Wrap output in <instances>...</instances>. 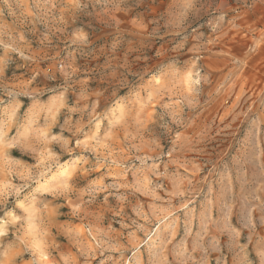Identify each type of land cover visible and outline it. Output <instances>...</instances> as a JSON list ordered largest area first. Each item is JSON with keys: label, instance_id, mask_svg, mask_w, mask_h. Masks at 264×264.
I'll return each instance as SVG.
<instances>
[{"label": "rangeland", "instance_id": "374dc122", "mask_svg": "<svg viewBox=\"0 0 264 264\" xmlns=\"http://www.w3.org/2000/svg\"><path fill=\"white\" fill-rule=\"evenodd\" d=\"M0 264H264V0H0Z\"/></svg>", "mask_w": 264, "mask_h": 264}]
</instances>
